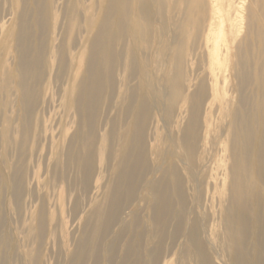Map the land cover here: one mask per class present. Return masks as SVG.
<instances>
[{
    "label": "bare ground",
    "instance_id": "obj_1",
    "mask_svg": "<svg viewBox=\"0 0 264 264\" xmlns=\"http://www.w3.org/2000/svg\"><path fill=\"white\" fill-rule=\"evenodd\" d=\"M28 1H10L17 13L13 31L19 54L17 78L26 116L35 99L27 78L43 77L39 51L31 54L28 45L32 29L24 12ZM6 2L0 0L2 18L9 13ZM60 2L30 0L34 27L48 31V40H54L42 42L51 53L43 94L52 99L62 96L73 107V111L67 108L61 121L64 139L68 121L79 118V105H86L87 118L95 121L90 124L98 131L113 108L116 119L109 122L107 132H98L97 148L92 147L94 133L81 132L77 157L65 162L64 196L57 208L37 215L38 233L46 232L45 222L52 225L48 251L65 247L70 218L75 204L86 200L91 172L112 165L119 148L123 166L111 169L110 183L102 193L104 207L81 217L96 240L128 226L136 231L148 225V236H137L147 264H171V248L178 236L183 242L177 264H264V7L257 12L247 9L244 35L231 56L233 39L223 37L221 47L216 37L223 24L220 1L189 0L195 12L192 17L188 14L170 69L157 81L152 70L157 53L154 23L159 24L160 50L165 55L168 51L162 0ZM256 46L260 49L255 55ZM221 56L229 61L225 67L219 63ZM72 58L76 70L69 69ZM3 88L8 89L5 80ZM120 128L125 137L121 145ZM2 134L5 145L17 149L22 130L5 126ZM223 134L229 141V187L220 217L224 245L213 251L207 206L214 185L208 163L211 148ZM14 191L9 206L16 220ZM121 200L127 217L124 227L118 221ZM171 204L178 209L179 222L169 232ZM167 237L171 246L164 249ZM29 254L31 262L39 259V254ZM114 258L107 254L102 263L112 264ZM42 262L46 263L43 257Z\"/></svg>",
    "mask_w": 264,
    "mask_h": 264
},
{
    "label": "rangeland",
    "instance_id": "obj_2",
    "mask_svg": "<svg viewBox=\"0 0 264 264\" xmlns=\"http://www.w3.org/2000/svg\"><path fill=\"white\" fill-rule=\"evenodd\" d=\"M10 1L6 2L9 13L5 18H2L3 13L0 8V264H43L42 257L44 263L46 261L45 264L51 260H54L56 264H103L102 259L107 254L115 256L112 264H147L145 250L138 242L137 236L138 233L146 234L145 237L148 236L150 228L148 225L140 227L136 231L131 230V226H128L122 231H115L98 241L94 232L89 231L81 222L82 216L99 211L104 207L105 199L102 193L110 183L111 169L123 166L119 148L112 165H107L98 173L91 172L93 177L90 176V186L85 192L86 200L81 205L75 204L74 216L70 218L68 225L70 233L65 247L58 252H49L48 248L51 246L49 235L50 228H52L49 221L45 222L46 232L38 233L37 215H44L45 212L57 208L67 189L65 162L77 157L81 132L87 134L93 132L96 140L92 142V147H99L98 134L101 131L109 130V122L113 118L116 119V114L113 108V111H110L105 117V121L98 131L97 128L92 127L93 124H90L95 121H90L87 118L86 105H79L77 109L79 118H72L68 121L67 141H65L61 121L67 108L68 111H73V107L66 104L62 96L52 99L43 94V85L48 79L46 66L47 61L51 58V53L48 47H43L42 42L44 41L45 45L46 42L54 40H48V31H41L34 27L33 7L29 0L24 8L26 19L32 26L28 45L31 54L39 51L43 77L39 80L27 78L29 86L35 90V99L32 104V112L28 116L25 115V107L19 95L17 78L19 54L13 32L17 28V13L14 12ZM162 1L166 31L163 41L168 44V51L166 55L161 52L162 43L158 40L159 24L154 23L153 31L155 33L153 36L156 40L154 47L157 53L154 55L152 70L157 81L162 80L170 69L171 54L185 30L188 14L192 17L195 12L193 9L190 10L189 0H177L176 3L174 0ZM205 1L210 4L213 0ZM219 1L220 19L223 24L221 28L217 29L216 37L221 47L223 37L233 39V42L229 40L230 43H233L231 44L232 56L236 43L240 41L245 32L247 9L251 8L257 12L260 7H264V0ZM62 2L63 0L60 4ZM60 4L58 3L59 11ZM168 40L171 42L170 44ZM258 49H260L259 46L254 47L255 55ZM219 63L225 67L229 61L226 62L221 56ZM68 65L70 70H76L77 65L74 58L69 61ZM4 80L8 87L7 90L3 88ZM64 85H66V79L62 81V86ZM5 126L17 131L22 130V139L17 149L11 146L8 148L5 145L2 134ZM214 131H216V127ZM119 137L121 145L125 142L123 128H120ZM228 148L229 141L223 134L216 139L211 148V157L208 163V168L213 174L214 185L213 195L207 206L212 219V228L208 235L209 247L213 251L222 250L224 245L221 238L223 229L220 217L224 214L229 187ZM15 189L18 198V211L16 220H13L9 200L14 196ZM49 190L50 193L46 195ZM122 193L123 184L119 183L118 194L121 196ZM119 205L117 208L118 221L120 226L124 227L125 220H127V217L123 215L124 201L121 200ZM168 214L171 216L168 231L172 232V228L179 222L177 207L173 208L171 204ZM166 234L168 236V232ZM182 242V236H178L174 240L170 254L171 264H177L178 251ZM164 243V249H168L171 246L170 238L167 237ZM32 251L39 254L37 261L31 262L29 253ZM215 261L219 263L218 260Z\"/></svg>",
    "mask_w": 264,
    "mask_h": 264
}]
</instances>
